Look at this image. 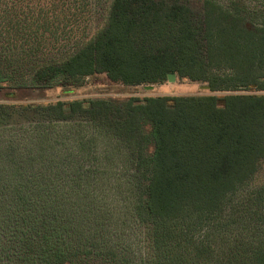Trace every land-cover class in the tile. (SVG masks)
<instances>
[{"label":"trees","instance_id":"1","mask_svg":"<svg viewBox=\"0 0 264 264\" xmlns=\"http://www.w3.org/2000/svg\"><path fill=\"white\" fill-rule=\"evenodd\" d=\"M168 74L215 94L0 104V118L9 109L53 121L79 117L120 142L153 264H264V188L252 186L264 160V94L246 93L264 92V3L112 0L96 36L63 62L38 68L31 81L74 86L104 75L137 86ZM35 220L21 260L23 253L30 264H77L60 222L43 212ZM89 237L83 251L92 248Z\"/></svg>","mask_w":264,"mask_h":264},{"label":"rangeland","instance_id":"2","mask_svg":"<svg viewBox=\"0 0 264 264\" xmlns=\"http://www.w3.org/2000/svg\"><path fill=\"white\" fill-rule=\"evenodd\" d=\"M111 1L0 0V77L4 78L0 104L215 94L205 83L177 77L173 82L137 86L112 83L104 75L74 86L33 84L31 77L38 68L63 62L96 36L106 24ZM218 1L227 5L231 0ZM242 2L254 6L264 0ZM132 171L124 146L94 123L79 117L53 121L32 110L3 111L0 264H30L23 253L21 260L20 252L31 246L29 228L41 212L64 227L66 247L75 253L77 264H153L147 256L145 228L132 211L136 195ZM252 186L264 188V160ZM34 226L41 230L40 224ZM88 236L92 248L83 251ZM102 244L107 251L96 252Z\"/></svg>","mask_w":264,"mask_h":264},{"label":"water","instance_id":"3","mask_svg":"<svg viewBox=\"0 0 264 264\" xmlns=\"http://www.w3.org/2000/svg\"><path fill=\"white\" fill-rule=\"evenodd\" d=\"M174 79H175L174 74H168V75H167V81H168V82H173Z\"/></svg>","mask_w":264,"mask_h":264}]
</instances>
